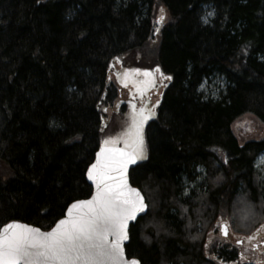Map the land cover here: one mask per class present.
<instances>
[{"label":"trees","instance_id":"16d2710c","mask_svg":"<svg viewBox=\"0 0 264 264\" xmlns=\"http://www.w3.org/2000/svg\"><path fill=\"white\" fill-rule=\"evenodd\" d=\"M151 41L165 80L129 175L148 211L126 254L141 264H245L222 244L211 249L206 228L222 216L247 234L264 221V138L240 143L231 128L245 113L264 123V0H0V228L48 230L92 194L104 107L119 93L112 68L150 57ZM213 76L224 82L217 98L203 90Z\"/></svg>","mask_w":264,"mask_h":264},{"label":"snow or ice","instance_id":"6c2138e0","mask_svg":"<svg viewBox=\"0 0 264 264\" xmlns=\"http://www.w3.org/2000/svg\"><path fill=\"white\" fill-rule=\"evenodd\" d=\"M202 19L207 22L206 17ZM159 20L163 21L164 16ZM144 119L147 117L142 116L136 124L134 153L105 155L103 162L102 153L118 150L101 149L97 153V162L88 169L89 179L97 186L91 200L74 202L67 209V217L48 232L18 221L0 228V264H140L135 257H125L122 242L129 239V221L147 207L140 191L129 187L125 174L127 165L141 158L143 140L139 130ZM220 230L228 235L227 222Z\"/></svg>","mask_w":264,"mask_h":264},{"label":"rangeland","instance_id":"374dc122","mask_svg":"<svg viewBox=\"0 0 264 264\" xmlns=\"http://www.w3.org/2000/svg\"><path fill=\"white\" fill-rule=\"evenodd\" d=\"M162 8H159L158 11V16H157V25L160 26L164 20H165V10L163 9V12H161ZM205 11V15L204 17L207 18V22L208 23L213 15H214V9L212 6L208 5L204 8ZM210 14V15H209ZM163 15L164 16V20L160 21L159 17ZM152 43V49L150 50H146L147 54H150V57H146L145 55H139V57H133L129 59V62H124V60L122 59V63L126 64V67L123 69L122 73L120 74V78L121 79H129V80H133L137 83L140 84V87H143L144 85H146L149 81L147 79V77H145L143 74L147 71L148 73H152L155 74L157 79L160 78V76H158L157 72L158 69L156 66L157 64L155 63L154 60V56H153V50H155L156 46H155V42ZM149 48V47H148ZM130 64H133L134 66H137V68H134L132 66H130ZM129 65V66H127ZM119 69V64L118 62H116L112 68V71H114L115 73L117 72V70ZM113 79L114 76L112 75V82L116 85V87L118 88V96L116 97V99H114L110 105L106 106V121L107 123L105 124V137H104V141L106 139H108L110 142L113 141V143H116L117 141L125 142L127 140V135L124 133L122 136H120V132H123L125 127V123L124 124V119L123 116L126 114V112L128 111L127 106L125 107L124 105L122 106V108L120 109L118 107V103L120 102V100L126 101V99H138V96L140 95H146L145 93L141 92L140 95H138L136 93L135 90V86L133 84H127V87L130 91V93H128L127 96V90L123 89L120 84H118L116 81H114ZM206 84H204L203 86V90L208 92L209 94H211L213 96V98H217L216 96L219 95V92L222 90L223 88V81L222 78L219 76H213L209 79V81L205 82ZM157 83L154 85V87H156ZM121 87V88H120ZM158 88V89H157ZM157 88L155 90H150V91H155V93H153V101H156L159 99L160 96V92L162 88H159V86H157ZM149 91V92H150ZM149 95V94H148ZM143 97V101L144 103L146 102L147 96ZM148 104V103H147ZM138 107L134 106V110H136ZM128 122H130V120H128ZM232 131L235 134V136L237 137L238 141L240 143H244L248 140H260L262 138H264V123L259 120L254 114L252 113H245L242 116L238 117L234 123L232 124ZM133 129L132 125H129L126 128V132L130 133ZM136 127L134 128V134L133 136L136 138ZM116 132V133H115ZM115 133V134H114ZM256 167L258 169V173L260 175V180L263 181L264 180V153H262L257 161H256ZM247 204L243 203L242 200L238 201V207L239 208H246ZM225 220V221H224ZM221 222H227L228 226H229V234L227 237H223L222 236V232L220 230V224ZM232 223V222H231ZM262 225H264V221L261 223V225L258 227L259 229L256 230L255 232L252 231L250 233H242L239 231L238 227H233L230 224L229 220L224 219V217L222 216H218L217 219H215L214 221H212V224L207 227V235H206V242L207 244L210 245L211 249L214 247H218L220 244L224 245L225 247H227L229 250H235L237 253L239 251H243L246 255L245 257H242L241 260H246L248 263L251 262H263L264 264V246H261V241L264 240V236L262 237H258L257 234L258 232H260L262 230ZM254 237V238H252ZM239 240H243L242 244H238L237 241ZM253 243H257L259 246L255 249L251 248ZM209 255V256H207ZM206 256L208 258H212L213 255L211 253L207 254Z\"/></svg>","mask_w":264,"mask_h":264},{"label":"water","instance_id":"95a60500","mask_svg":"<svg viewBox=\"0 0 264 264\" xmlns=\"http://www.w3.org/2000/svg\"><path fill=\"white\" fill-rule=\"evenodd\" d=\"M145 117L148 118L149 116H145ZM144 123H145V122H144ZM144 123H143V124H144ZM143 124H142V125H143ZM125 134L127 135V140H126L125 142H122L121 145H119V143H118L119 141H117L116 143H113V141L110 142L108 139H106L105 141H107V143H105V141L102 143V145L100 146V148L98 149V151H97L96 154H95V158H94V161L92 162V164H94V163L97 162V159H98V157H97V153H101V149H116V150H118V151H116L115 153H102V154H101V161H102V162H103V158H104L105 155H114V156H117V157H118L119 154H120V152L134 153V152L136 151L137 133H136V138L133 136L134 131H131L130 133L125 132ZM139 135H140V137H142V140H143V144H142V152H144L145 140H144V136H143L142 129H140V131H139ZM138 161H140V158H138V159L134 158V163H129V164L127 165V169H126V173H125V174H126V178H127V182H128L129 187H131V188H135V189L139 190L140 193H141V195L144 197V203L147 205L146 198H145L144 194L141 192V190H140L139 188L133 186V185L131 184V182H130V176H129L130 171L132 170V168H133L134 166H136V164L138 163ZM92 164H91V165H92ZM91 165H90V166H91ZM90 166H89V167H90ZM88 169H89V168H88ZM111 175H112L113 177H116V173H115V172H112ZM87 181H88V183H89V184L92 186V188H93V192H92L91 196L88 197V198H86V199H80V200H76V201H88V200H91L92 197L96 194V192H97L96 182L93 181V180H91V179H89V177H88V171H87ZM76 201H73L70 205H72V204H73L74 202H76ZM70 205H69V206H70ZM69 206H68V207H69ZM67 209H68V208H67ZM147 210H148V205H147V207L144 209L143 212H139V213H137V215H136V219H135V220H131V221H129V223H128V235H129V230H130L131 226H132L133 224H135V223L139 220L140 217L146 215ZM67 215H68V212H67V210H66L65 215H64L63 217H61L60 219H63V218H65V217H67ZM60 219H58L57 221H59ZM57 221H56V222H57ZM56 222H55V224H56ZM20 223H21V222H20ZM21 224H25V225L32 226V227H34V228H38V229H40L42 232H48V231L51 230V228L48 229V230H43V229H41L40 227H37V226L32 225V224H28V223H21ZM55 224L52 226V228L55 226ZM2 227H3V226H2ZM222 235H223V233H222ZM223 236H225V235H223ZM128 242H129V239L123 241V242H122V247H123V250H124L125 257H126L127 259H131V258H128V257H127L126 252H125V246H126V244H127ZM140 264H141V263H140Z\"/></svg>","mask_w":264,"mask_h":264},{"label":"flooded vegetation","instance_id":"af4514ba","mask_svg":"<svg viewBox=\"0 0 264 264\" xmlns=\"http://www.w3.org/2000/svg\"><path fill=\"white\" fill-rule=\"evenodd\" d=\"M140 95V94H139ZM147 95V94H146ZM146 95H144V96H146ZM143 95H140V96H138V101H136L135 103H136V105L138 106V105H141L140 106V110H148V100H150L151 99V96H152V94L150 93L148 96H147V99H146V102L144 103V101L142 100L143 99V97H144ZM152 98H153V96H152ZM150 102V101H149ZM221 225H222V222H221V224H220V227H221ZM257 236L258 237H262V236H264V227L262 228V230L260 231V232H258V234H257ZM243 243V241L241 242V244ZM259 245L257 244V243H253L252 244V246H251V248H253V249H255V248H257ZM261 246H264V240H262L261 241ZM238 254H239V256L240 257H245V253L243 252V251H239L238 252ZM222 264H225V263H222Z\"/></svg>","mask_w":264,"mask_h":264}]
</instances>
